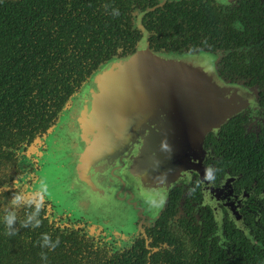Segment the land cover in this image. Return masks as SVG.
I'll use <instances>...</instances> for the list:
<instances>
[{
	"label": "water",
	"instance_id": "water-1",
	"mask_svg": "<svg viewBox=\"0 0 264 264\" xmlns=\"http://www.w3.org/2000/svg\"><path fill=\"white\" fill-rule=\"evenodd\" d=\"M258 100L223 79L211 54L156 52L143 39L134 54L102 64L70 97L48 130L40 185L128 240L139 219L157 222L180 182L198 175L207 201L213 182L206 135ZM231 216L264 250L239 211Z\"/></svg>",
	"mask_w": 264,
	"mask_h": 264
},
{
	"label": "flooded vegetation",
	"instance_id": "flooded-vegetation-1",
	"mask_svg": "<svg viewBox=\"0 0 264 264\" xmlns=\"http://www.w3.org/2000/svg\"><path fill=\"white\" fill-rule=\"evenodd\" d=\"M122 17L129 29L127 45L118 48L111 58L134 54L143 39L156 52H206L213 57L223 79L248 88L253 97L257 94L256 106L244 108L217 133L206 135L205 164L212 170L213 189L207 192L205 201L198 175L190 182H180L171 191H175V195L170 203L173 210L167 216V228L179 236L190 253L216 252L229 261L235 258L240 238L248 240L231 219L235 210L242 215L251 236L263 244L257 237V227H261L264 217V161L261 156L264 148L259 147L264 140V0H135ZM131 40L133 45L129 47ZM51 127L27 138L11 160L0 168V192L9 188L23 198L13 205L10 203L13 195H0L3 200L0 202V242L6 243L8 236L3 215L15 211L17 219L13 228L24 233L20 227L24 216L36 211L37 205V215L41 213L48 221L52 234L59 231L70 237L85 233L96 244L106 245L119 253L130 249L138 239L147 238V232L157 223L148 226L145 219L141 225L143 219H139L135 223L138 233L125 240L123 232L112 234L108 228H98V217L71 211L69 206L47 195L40 185V172L44 155L49 151L46 137ZM246 151L256 164L252 168L242 162L231 166L229 154L242 155ZM145 248L152 251L150 244ZM156 250L153 248V252Z\"/></svg>",
	"mask_w": 264,
	"mask_h": 264
},
{
	"label": "trees",
	"instance_id": "trees-1",
	"mask_svg": "<svg viewBox=\"0 0 264 264\" xmlns=\"http://www.w3.org/2000/svg\"><path fill=\"white\" fill-rule=\"evenodd\" d=\"M134 1L0 0V168L27 138L51 127L99 65L127 45L129 29L122 15ZM259 147L264 148V140ZM261 156L264 161V153ZM251 157L247 151L229 154L231 166L242 162L252 168L256 163ZM14 194L17 191L9 188L0 192ZM174 195L175 191L147 238L122 253L96 244L85 233L52 234L41 213L35 216L38 226H23L31 213L27 214L20 225L24 233L15 229V235L5 237L6 243L0 242V264H264V250L242 237L235 258L229 261L216 252L190 253L167 228ZM43 233L50 241L58 240L55 248L41 247ZM257 233L264 244V217ZM148 244L151 252L145 248ZM41 253L46 259H41Z\"/></svg>",
	"mask_w": 264,
	"mask_h": 264
},
{
	"label": "clouds",
	"instance_id": "clouds-1",
	"mask_svg": "<svg viewBox=\"0 0 264 264\" xmlns=\"http://www.w3.org/2000/svg\"><path fill=\"white\" fill-rule=\"evenodd\" d=\"M22 195L21 194H14L13 198L11 200V204L13 205H17L22 201ZM30 203V201L28 202ZM39 209V205L36 206V211H38ZM36 211H34L33 213H31L30 215L26 216L25 221H23V226H27L29 223L32 224L33 227L38 226L40 224V220L39 219H35L36 216ZM17 217L15 214V211H7L3 217V223L5 225V231L6 234L8 235H15L16 234V230L15 228H13V224L16 221ZM58 244V240L57 241H50V238L48 236L47 233H43L42 234V243H41V247H45L47 246L48 248H55L56 245ZM41 259H46V254L41 253Z\"/></svg>",
	"mask_w": 264,
	"mask_h": 264
}]
</instances>
